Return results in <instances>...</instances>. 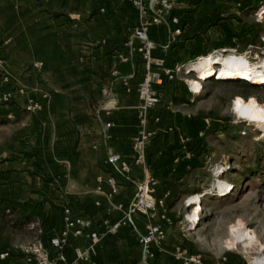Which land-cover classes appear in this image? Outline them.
<instances>
[{
    "label": "crops",
    "instance_id": "obj_1",
    "mask_svg": "<svg viewBox=\"0 0 264 264\" xmlns=\"http://www.w3.org/2000/svg\"><path fill=\"white\" fill-rule=\"evenodd\" d=\"M186 18L187 25L192 17ZM135 26L134 9L121 0H0V76L8 77L1 91L10 92L0 114L12 130L18 129L4 177L11 188L21 189L13 190V200H43L37 220L45 245L61 228L64 207L88 218L92 230L102 231L120 217L142 175L130 162L136 86L143 74L134 49ZM147 33L155 43L166 41L164 26L150 25ZM35 61L41 62L39 68L32 66ZM172 87L164 82L159 91L169 88L174 92L170 97L182 92L180 84ZM27 100L39 109L25 111ZM164 112L160 105L151 112L152 136L145 151L146 171L155 176L157 195L165 190L167 170H174L164 160L175 150L173 140L153 138V116L161 118ZM109 155L129 162L126 178L110 169ZM109 175L116 182L113 193L105 181ZM131 219L116 234L104 236L94 256L82 264H167L165 253L149 257L142 250L138 233L144 230L145 217L135 214ZM86 244L84 236L69 239L67 258L72 246ZM223 257V264H246L237 255Z\"/></svg>",
    "mask_w": 264,
    "mask_h": 264
},
{
    "label": "rangeland",
    "instance_id": "obj_2",
    "mask_svg": "<svg viewBox=\"0 0 264 264\" xmlns=\"http://www.w3.org/2000/svg\"><path fill=\"white\" fill-rule=\"evenodd\" d=\"M174 6L181 11L182 19L192 18L175 37V44L164 53L157 45L156 54H164L167 64L181 63L189 70L188 66L219 54L249 64L264 59V0H177ZM216 16L225 17L228 31L229 27L231 31L238 30L237 22L253 25V30L259 33V43L214 51L210 41L219 35L211 30L196 34L193 25L197 26L199 17L212 20ZM200 47L205 53L194 55ZM193 73L189 70L178 75L189 81L195 93L180 92L189 99L188 104L172 103L170 95L174 92L164 88L159 91V105L167 112L161 118L153 116V126L157 123L153 138L170 137L175 145V150L164 160L172 163L173 169L181 161L190 159L197 165L179 179L186 189L176 192L169 203L164 201L163 208L171 220L164 227V247L167 251L175 247L185 249L209 264L228 254L239 256L246 264H257L264 261V121L257 123L246 118L240 108L255 102L256 108L264 113V83L245 78L227 80L235 78L215 73L213 76L219 80L210 78L211 74L207 78L197 76L201 80L197 81L193 80L196 74ZM193 82L199 84L198 90L192 89ZM167 83L176 88L182 82ZM12 127L7 119L0 122V250L11 249L12 253L0 264L18 261L20 255L14 249L35 236V228L29 225L36 222L40 227L38 207L43 204V200L17 202L11 198L13 190H21L11 188L4 177L6 162L11 160L12 135L18 131ZM169 171L165 173L168 180L175 173V170ZM153 179L156 181L154 175ZM221 183L226 185V190H220ZM164 192L157 195L154 189L153 195L158 197ZM28 214L29 218H35L24 220ZM238 224L253 243L246 245L247 239L239 241L236 232L232 233ZM167 229H170L168 240ZM166 255L170 257L168 252Z\"/></svg>",
    "mask_w": 264,
    "mask_h": 264
},
{
    "label": "built area",
    "instance_id": "obj_3",
    "mask_svg": "<svg viewBox=\"0 0 264 264\" xmlns=\"http://www.w3.org/2000/svg\"><path fill=\"white\" fill-rule=\"evenodd\" d=\"M121 1L130 5L135 11L136 26L132 30V37L136 41L134 49L143 64V74L136 86L137 103L135 113L137 127L131 136L130 147V162L139 167L142 175L135 182L132 198L126 208L121 210L120 217L105 226L100 232L91 229L88 218L72 215L67 207L62 209L61 228L56 235L48 237L47 245L43 243L40 237L41 229L38 223H31L29 227L35 228V236L30 241L16 245L14 250L20 255L18 261H10L6 264H82L94 256L95 245L104 236L114 235L120 226L127 223L131 224V218L135 214H141L146 219L143 232L138 233V241L147 256L151 257L154 253L166 254L168 252L170 261L167 264H205L197 256L189 254L185 249L175 247L171 251H167L164 247V227L171 224V220L163 208L167 192L155 197L153 191L156 181L146 171L145 151L152 136L149 123L151 112L153 111L154 113L161 100L159 87L164 82L177 80L182 82L189 92L195 94L189 86V81L180 76L178 77V75L187 74L189 71L184 64H167L166 56L155 52L158 45L164 53L174 43L175 37L182 32V28L179 26V18L173 14L177 0ZM150 25L164 26L167 29V38L163 44H157L148 37L147 30ZM228 49L234 50V48ZM119 59L122 61L126 60L121 55H119ZM32 66L39 68L41 62L35 61ZM7 82L8 77L2 74L0 76V104L7 102L10 98L9 91H1V86ZM23 108L25 111H35L39 109V104L27 100ZM106 163L116 175L127 177L129 173V162L127 160L121 159L117 155H109L106 158ZM105 181L110 192H115L116 182L114 177L109 175ZM153 219H155V222H153ZM81 236L86 237L87 244L84 247L72 246V257L70 259L67 258L64 248L68 245L69 239ZM11 255V249H1L0 261H7ZM223 261L224 257L221 256L220 261L214 264H223ZM136 264L147 263L138 262Z\"/></svg>",
    "mask_w": 264,
    "mask_h": 264
},
{
    "label": "trees",
    "instance_id": "obj_4",
    "mask_svg": "<svg viewBox=\"0 0 264 264\" xmlns=\"http://www.w3.org/2000/svg\"><path fill=\"white\" fill-rule=\"evenodd\" d=\"M180 10L176 9V6H174L173 9V14L177 15L179 18V26L182 28L186 26V23L184 19L181 18ZM209 15V14H208ZM203 17H205L203 15ZM203 17H199L197 19V26L194 24V29L193 32H202L205 33L208 30H211L212 33H217L219 35V38L210 41V44L212 45V48H221V47H228V48H238V44L240 45L241 48H244L248 45H256L259 43V33L253 30V25L250 24H244L241 22H237L238 30L231 31L229 27V31L227 30V21L225 17H214L212 20H207ZM206 17H208L206 15ZM181 19V20H180ZM237 19V18H236ZM239 21V20H238ZM218 31V32H217ZM197 34V33H196ZM207 37H205V40ZM202 40V39H201ZM175 44V42L173 43ZM205 50L203 47H200L198 51H195L193 54L198 55V54H204ZM180 90L185 93V94H190L185 85L183 83L180 84ZM183 93L180 94H174L172 95L171 101L174 104H188L189 99L183 97ZM2 116L0 115V118ZM6 118L2 117L0 119V122H5ZM188 165V168L186 169V166ZM197 165L193 164L192 159L187 160V161H181L179 164H177L174 168L175 173L170 174L169 178L170 180L166 179L163 181V184H165V192H167V196L165 198V202L169 203L171 200V197L176 194V192H180L185 190L186 188L182 185L183 182H180V177L183 174H188L191 170L196 168ZM31 215H27L24 217V220L28 219L31 220L32 218H35L33 216L32 218H29ZM226 256V255H225Z\"/></svg>",
    "mask_w": 264,
    "mask_h": 264
},
{
    "label": "bare ground",
    "instance_id": "obj_5",
    "mask_svg": "<svg viewBox=\"0 0 264 264\" xmlns=\"http://www.w3.org/2000/svg\"><path fill=\"white\" fill-rule=\"evenodd\" d=\"M188 68L190 71L196 73L194 74L195 78L193 80L197 81H199V79H197V76L207 78L212 73H215V75L221 74L235 78L227 80H240L241 78H245L250 79L255 83H264V59H261L257 64H249L246 61H240L239 59L230 58L225 55L219 54L214 55L209 59H202L198 63L188 66ZM210 78L219 80L216 79L213 74ZM191 87L194 90H198L199 84L193 82L191 84ZM240 111L246 118L254 120L257 123H261L264 121V113L256 108L255 102L250 105L242 106L240 108ZM219 188L220 190L227 189L226 185H224L223 183L219 184ZM235 232L238 235L239 241L247 239L248 243L246 245L253 243V239L243 233L240 224L232 228V233ZM257 264H264V261Z\"/></svg>",
    "mask_w": 264,
    "mask_h": 264
}]
</instances>
